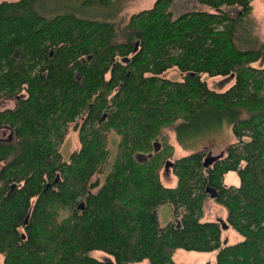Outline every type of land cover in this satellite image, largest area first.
I'll return each mask as SVG.
<instances>
[{
	"label": "trees",
	"instance_id": "1",
	"mask_svg": "<svg viewBox=\"0 0 264 264\" xmlns=\"http://www.w3.org/2000/svg\"><path fill=\"white\" fill-rule=\"evenodd\" d=\"M37 1L0 2V103L12 104L0 108L2 264H104L93 251L113 264H180L178 250L220 246L221 221L201 222L206 187L227 212L223 225L243 238L219 248L214 264H264V41L252 32L255 0H197L214 12L177 17L172 0H155L120 23L45 16ZM172 68L180 81L162 77ZM203 76L233 84L214 91ZM224 124L235 142L211 166H202L204 150L174 158L165 129L184 146ZM71 125L79 147L65 161L59 146ZM172 158L168 187L160 171ZM228 172L238 186L223 184ZM162 204L174 217L164 227L155 212Z\"/></svg>",
	"mask_w": 264,
	"mask_h": 264
},
{
	"label": "rangeland",
	"instance_id": "2",
	"mask_svg": "<svg viewBox=\"0 0 264 264\" xmlns=\"http://www.w3.org/2000/svg\"><path fill=\"white\" fill-rule=\"evenodd\" d=\"M1 1L5 0H0V2ZM154 1L155 0H111L109 5L103 6L99 4L100 0H38L35 3V10L38 12V14L45 16L52 13H71L77 17L85 19L120 23L136 12L149 9L153 5ZM252 4L253 8L250 15L252 21V32L257 38L264 41V0H255ZM170 11L174 17L193 11L214 12L207 6L198 3L197 0H172ZM233 11H238V9L233 8ZM255 65H259V63ZM162 77L171 81L181 80V75L175 68L166 71ZM204 77L205 76H203V78ZM204 79H206V77ZM229 80L230 78L226 77H211L206 79L207 85L210 89L220 92L226 90L233 84V80L228 82ZM10 106H12L11 102H6L4 105L0 103V108ZM164 131L168 136L169 142L175 146L174 158H179L189 153L201 150H204V157L208 152H211L212 155H217L220 152H223L227 145L235 142L231 133V129L227 124L222 125L216 130L201 134L189 135L184 140V146L177 143L175 135L171 130L165 129ZM2 136L4 135L2 132H0V138H2ZM107 143L110 151L109 161H111L116 151L117 137L113 133H110L107 136ZM78 147L79 143L77 129H74L71 125L68 127L66 136L59 146V151L63 157V160L67 161L69 156L75 150H77ZM174 158L171 159V162L174 160ZM160 180L163 185L168 187L174 186L176 184V178L173 175L170 167L167 169V171L165 168L160 171ZM223 184L225 186H238V178L236 173L228 172L223 178ZM155 212L157 215L158 224L161 227H164L168 223L174 221L173 208L170 204L159 205ZM181 212L182 210H179V214H181ZM226 216L227 212L225 208L216 202L214 198H208L204 204L201 222L225 221ZM242 240V236L233 229L230 227L221 226L219 248L223 246L234 245ZM219 248L210 252L178 250L173 257V260L174 262L180 264H214ZM90 256L98 261L103 262L104 264H113L114 262L110 255L101 251H93L90 253ZM0 264H2L1 256ZM135 264L149 263L148 261L144 260Z\"/></svg>",
	"mask_w": 264,
	"mask_h": 264
},
{
	"label": "water",
	"instance_id": "3",
	"mask_svg": "<svg viewBox=\"0 0 264 264\" xmlns=\"http://www.w3.org/2000/svg\"><path fill=\"white\" fill-rule=\"evenodd\" d=\"M136 47H137V43H136V45L134 47V50H136ZM158 149H159V144H156L155 150H158ZM223 155H224V151L220 152L217 155H212L211 152H208L207 155L203 158V161H202L203 168H207V167L211 166L213 162H215L216 160L222 158ZM141 157L143 159H146L145 155H141ZM171 165H172L171 161H166L165 164H164L165 170L167 171V169H169V167H171ZM205 192H206V194H208V196L210 198H216L217 197L216 190H214L212 188L206 187L205 188ZM78 209H83L82 204L79 205ZM220 223H222V227L223 226L226 227L225 225H223L222 221Z\"/></svg>",
	"mask_w": 264,
	"mask_h": 264
},
{
	"label": "bare ground",
	"instance_id": "4",
	"mask_svg": "<svg viewBox=\"0 0 264 264\" xmlns=\"http://www.w3.org/2000/svg\"><path fill=\"white\" fill-rule=\"evenodd\" d=\"M230 78V77H229ZM232 79V78H231ZM140 158V157H139Z\"/></svg>",
	"mask_w": 264,
	"mask_h": 264
}]
</instances>
